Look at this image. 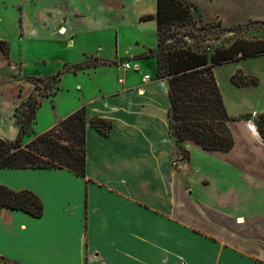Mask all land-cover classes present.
<instances>
[{
    "label": "crops",
    "instance_id": "crops-1",
    "mask_svg": "<svg viewBox=\"0 0 264 264\" xmlns=\"http://www.w3.org/2000/svg\"><path fill=\"white\" fill-rule=\"evenodd\" d=\"M61 5L63 10L45 1L12 4L20 48L29 49L51 25L66 50H72L76 35L93 26L115 31V51L105 58L82 49V60L65 63L71 86H63L65 78L59 81L67 101L55 107L43 100L35 114L33 126L45 132L84 107V176L66 168L0 169L1 185L32 191L43 203L39 218L1 211L0 264H264L262 154L254 167L245 168L247 149L264 153L257 133L246 126V145L235 138L229 152L183 142L189 143L192 165L199 169L184 182L172 164L177 148L169 134L168 78L156 77L157 59L151 54L157 47V0H95L93 5L62 0ZM248 9L251 15L261 12ZM147 15L154 18L142 20ZM255 20L264 21L246 16L233 25ZM213 22L224 26L219 18ZM0 41L9 48L2 32ZM24 55L45 63L31 52ZM90 57L97 65L83 72ZM16 60L10 54L8 60L0 58V137L8 140L19 133L16 108L33 91L20 78L23 62ZM125 62L140 72L129 70L116 82V71ZM7 65L9 72L19 71L18 77L4 75ZM144 75H149L146 83ZM16 78L25 82L21 93ZM98 121L107 128H96ZM183 184L192 189L187 202L178 200Z\"/></svg>",
    "mask_w": 264,
    "mask_h": 264
},
{
    "label": "rangeland",
    "instance_id": "rangeland-1",
    "mask_svg": "<svg viewBox=\"0 0 264 264\" xmlns=\"http://www.w3.org/2000/svg\"><path fill=\"white\" fill-rule=\"evenodd\" d=\"M16 0H0V32L6 36L8 44L6 42L4 49H0V58L5 60L9 59L17 63L16 58L23 62L21 66L22 81H26L32 85L33 91L31 94L35 95V99L41 106L43 100L50 101L51 106H61L68 99L66 91L59 93V81L52 78H29L27 77H49L56 74L60 75V78L64 80L63 86H71L68 79V73H66L65 63L75 64L79 60H82L81 50L85 49L87 54H92L94 57L102 54L105 58H110L115 51V31L110 30L104 32L98 27H86V30L81 31L75 37V48L72 50H66L64 42L56 37V33L53 26L47 25L49 30L41 31L36 39L32 40L30 48H20L17 32H15V26L13 23V17L15 8L14 4ZM49 2L53 9L63 10L61 5L62 0H28V5L38 2ZM88 1V0H87ZM93 5L95 0H89ZM185 4L190 5V18H183L179 20H170L165 23L162 30L157 32V47L151 54L158 57V53L162 48L164 51H173L175 49H190L196 52H207L211 55L216 48H227L235 41H264V21H247L242 24L233 25V23H240L246 20V16L261 17L264 20V0H180ZM251 3V4H250ZM196 6V12L193 8ZM254 11L259 9V14L247 13V11ZM200 17L204 21L209 22L205 24L201 22L197 17ZM219 18L222 20L224 26L220 22H213ZM46 22L45 19H42ZM41 21V23H43ZM213 22V23H211ZM51 23V22H49ZM47 23V24H49ZM87 25V24H85ZM233 25V26H231ZM101 28V27H100ZM58 35V34H57ZM59 36V35H58ZM104 44L106 49L99 50V45ZM123 43L121 42V45ZM27 51L31 52L35 59L45 60L42 62H31L28 56L24 55ZM93 57L89 58V64L84 68L83 72L87 73L88 68H94L97 62L93 60ZM12 63V62H11ZM14 64V63H12ZM131 64V63H130ZM17 65L19 68L18 64ZM133 68L131 71L138 74L140 70H135L136 65L131 64ZM78 69V67H76ZM75 68V70H76ZM10 66L7 65L4 75H10L11 77H18L19 71L15 73L9 72ZM72 72V68L69 69ZM213 73L220 89L226 113L233 119L230 123V127L234 129L233 138L240 140L244 139L243 145H246V126H254V121L259 114L264 113V53L256 57H244L241 60H229L213 67ZM77 71V70H76ZM128 71H124L121 67L116 71V82L125 75L127 77ZM156 77L159 75V65L157 63ZM236 75V80H245L248 82L247 86L238 87L232 83V76ZM67 77V78H66ZM20 78H16L18 81V92L21 93L25 82H21ZM30 79H35L31 80ZM30 96V95H29ZM29 96L23 100L26 101ZM22 102V103H23ZM46 103V102H45ZM21 104V103H20ZM19 104V105H20ZM18 105V107H19ZM39 108V107H38ZM24 108H18L15 110V121L19 126L18 121L22 120V113ZM256 113V116H254ZM229 125V124H228ZM236 125V126H235ZM30 130L36 135H40L44 132H40L38 126H29ZM243 134H242V131ZM46 132V131H45ZM256 132V131H255ZM258 135V134H257ZM32 137V135H29ZM30 137H25L23 143H27ZM175 146L177 148V156L173 159V166L184 182L191 175L197 174L199 169L193 167L192 159L190 157V151L187 147L189 143H183L181 141L176 142L173 138ZM240 142V141H239ZM187 147H186V146ZM186 147V148H185ZM249 154H246L248 158V166L245 168L251 169L257 163V154H262L261 158L263 170H264V153H252L254 150L247 149ZM248 155V156H247ZM256 160V161H254ZM179 166L183 168L188 167L190 169L187 174L182 171ZM191 190L190 186L183 184V189L178 193V200L180 202H187L189 200L188 191ZM191 193V192H190Z\"/></svg>",
    "mask_w": 264,
    "mask_h": 264
},
{
    "label": "trees",
    "instance_id": "trees-1",
    "mask_svg": "<svg viewBox=\"0 0 264 264\" xmlns=\"http://www.w3.org/2000/svg\"><path fill=\"white\" fill-rule=\"evenodd\" d=\"M194 10L195 7L192 11ZM190 12V5L180 0H157L155 19L158 30H162L167 21L190 18ZM153 18L154 16L147 15L142 17V20ZM4 46L5 43L0 41V49H4ZM262 53L264 41H235L227 48H216L211 55L205 51L196 52L181 48L164 51L161 48L157 57L158 78H168L171 138L176 139V142H192L207 151L229 152L234 146V138L228 124L233 119L226 113L212 69L225 61H238ZM50 78L60 81L59 74ZM231 80L238 87L248 85L245 80L237 81L235 74ZM34 96L30 94L29 98L16 108H24L22 120L18 121L17 137L14 140L0 137V169L66 168L84 176V107L59 121L50 130L36 135L29 128L34 124L39 107ZM94 125L96 128H107V124L102 121ZM254 129L264 142V113L257 116ZM25 137H30L27 143H23ZM5 208L23 211L39 218L42 216L43 203L32 191H14L0 184V213Z\"/></svg>",
    "mask_w": 264,
    "mask_h": 264
},
{
    "label": "built area",
    "instance_id": "built-area-1",
    "mask_svg": "<svg viewBox=\"0 0 264 264\" xmlns=\"http://www.w3.org/2000/svg\"><path fill=\"white\" fill-rule=\"evenodd\" d=\"M63 31V29H62ZM65 32V31H64ZM120 67L124 70V71H128V70H131L133 68V66L128 63V62H125V63H121ZM134 69L136 70L137 68L134 67ZM149 80V75H144L143 78H142V82L143 83H146L147 81ZM249 128L253 131H255L254 129V126H249Z\"/></svg>",
    "mask_w": 264,
    "mask_h": 264
}]
</instances>
